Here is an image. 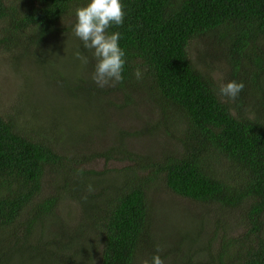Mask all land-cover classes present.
<instances>
[{"label":"trees","instance_id":"16d2710c","mask_svg":"<svg viewBox=\"0 0 264 264\" xmlns=\"http://www.w3.org/2000/svg\"><path fill=\"white\" fill-rule=\"evenodd\" d=\"M89 2L0 0V44L29 55L26 40L36 50L67 42L73 59L77 52L87 59L76 79L62 78L71 65L56 63L54 71L61 90L86 100L78 123L88 127L78 140L92 139L98 125L106 141L76 155L72 123L52 119L53 127L44 118L49 132L33 130L19 118L22 109L0 111V264H151L156 254L165 264H264V0H121L124 23L107 32L120 33L124 78L103 88L92 79L94 50L74 34L75 9ZM198 39L226 56L223 82L193 61ZM230 81L245 85L235 100L219 95ZM143 102L154 118L143 136L157 147L164 135L173 150L128 148L133 125L110 132L115 114ZM96 158L114 166L86 167ZM165 188L209 205L208 238L162 234L154 198ZM69 199L80 206L77 223L58 215Z\"/></svg>","mask_w":264,"mask_h":264},{"label":"rangeland","instance_id":"374dc122","mask_svg":"<svg viewBox=\"0 0 264 264\" xmlns=\"http://www.w3.org/2000/svg\"><path fill=\"white\" fill-rule=\"evenodd\" d=\"M26 41L29 47H27V53L30 56L22 54V46L13 50L10 43L0 44V111L16 114V107L22 109L19 112V118L33 130V126L37 125L42 126L43 131L49 132V124L44 122V118L49 119L48 123L53 127L56 126L57 122L52 123V119L72 123L71 126H73V131L76 134L74 143L79 144L77 151L74 152L76 155L90 153L95 148L102 149L106 141L100 139L102 129L98 125H92V134L88 132L93 135L92 139L78 140L79 136L83 135L85 128L88 127V125L78 123L84 112L81 105H84L86 100H82L81 97L78 98L76 93L68 92V89L61 90L64 77L68 78L70 75L75 76L76 79L81 69L80 59L75 54V60L71 57L70 43L52 41L47 49L44 47L36 50V45H33L32 41ZM213 47H208L205 42L198 39L190 46L191 57L202 69L206 71L215 70L216 75L223 82L224 74L230 68L226 56L218 50H214ZM38 51L40 60L36 59ZM56 63L71 65L68 68L69 74L61 71L63 79L54 71ZM73 91L75 92V90ZM87 105L94 104L87 102ZM141 105L135 110L133 104L130 111L123 114L118 113V117L115 114V123L110 122V132L114 133L113 126L118 133L120 128L133 125L131 135L127 136L125 140L128 148L144 154H156V152L164 151L167 148L173 150L171 149L172 144L171 148L166 145L168 139L164 135L159 136L157 147L156 140L153 141L154 138L150 140L149 134L143 136L146 125H149L154 118L149 117V105L146 102ZM85 121H87L86 117L83 122ZM61 147L66 152H63L64 154L71 156L70 154L73 153L71 143H66ZM155 147L156 149H154ZM118 164L115 163V167H118ZM92 166L96 169H102L105 166L113 167L114 164L106 163L104 158H96L90 166L87 165L86 167ZM48 179L53 180L51 177ZM111 181V177L107 178V182ZM154 199L155 220L162 234L186 236V231L194 230L199 232L202 238L209 237L207 231L202 228L203 222L206 221L205 217L212 212L208 204L198 203L179 196L168 188L159 190ZM59 209L58 215L61 219L69 223L79 221L80 206L75 200H66L64 204L59 206ZM178 230L183 231L176 233ZM168 238L171 237L168 236Z\"/></svg>","mask_w":264,"mask_h":264},{"label":"clouds","instance_id":"9594fccd","mask_svg":"<svg viewBox=\"0 0 264 264\" xmlns=\"http://www.w3.org/2000/svg\"><path fill=\"white\" fill-rule=\"evenodd\" d=\"M75 15L74 34L83 41L85 48L94 50L96 57L93 81L101 88L121 83L124 78L122 73L126 53L119 45L120 33L107 32L110 26L124 23L125 12L121 0H90L85 6L77 7ZM76 56L87 63V59L79 52ZM135 76L138 80L141 79L140 69L135 71ZM244 87L243 82L230 81L220 85L219 95L235 100ZM78 171L82 173L84 170ZM92 190V186L89 185V191ZM160 251L162 249L157 246V253ZM145 264L148 262L145 261ZM151 264H165V261L156 254L152 257Z\"/></svg>","mask_w":264,"mask_h":264}]
</instances>
